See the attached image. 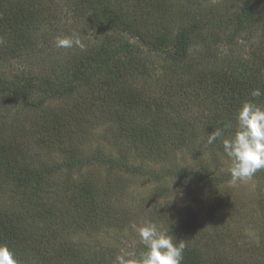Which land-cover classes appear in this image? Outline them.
I'll list each match as a JSON object with an SVG mask.
<instances>
[{"label": "rangeland", "instance_id": "rangeland-1", "mask_svg": "<svg viewBox=\"0 0 264 264\" xmlns=\"http://www.w3.org/2000/svg\"><path fill=\"white\" fill-rule=\"evenodd\" d=\"M30 1L35 6L36 18L27 42L7 43L12 32L0 33L4 40L0 44V83L3 81L16 91L0 93V132L9 135L19 132L21 127L33 131L47 117L70 109L83 100L84 94L90 99V93L105 85L101 83L108 76L95 73L90 82L78 84L70 94L47 96L51 92H44L40 80L51 82L49 90L60 84L69 85L73 61L81 54L99 51L102 57L128 45L146 64L148 73L133 67L123 81L143 96L148 93L161 98L200 71L229 72L237 67L238 74L247 58L245 36L251 39L253 47L263 45V31L247 28L244 35L237 34L238 15L246 0ZM193 27L198 28L189 34L186 61L170 60L169 54L180 53L178 37L182 30ZM64 37H78L83 47L57 46L58 38ZM125 58V52L116 57L120 61ZM245 70L250 72L246 67ZM25 89L32 92L31 102L38 107L24 104L19 91ZM203 99L204 95L198 102ZM204 101L187 109L198 120L189 129L181 149H171L161 141L169 148L166 155L143 153V148L116 122L94 119L77 129L69 150L46 147L36 161L27 165V169L48 175L43 190L47 208L51 205L68 211V202L78 198L82 184L104 186L101 197H106L105 206L95 211L92 221L88 225L81 224L79 219L66 221L67 227L62 229V236L87 255L85 259L103 251L115 256L129 251L139 254L144 249L132 224L139 226L151 221L174 236L181 221L196 217L199 231L206 230L204 235L209 241L227 235L222 238L227 244L218 248L220 252H235L241 256L237 259H243L246 252L252 253L257 256H251L252 259L258 258V264H264L258 253L264 250V170L257 171L246 182L231 183V162L223 147L219 150L206 141L204 121L212 105L209 100ZM71 156L75 162L69 165ZM107 159L126 162L139 167V171L127 170L125 164L123 170L110 167ZM192 173L214 180L200 184ZM8 200L13 207L14 199ZM24 251L19 248L14 252L19 264L30 262L33 256Z\"/></svg>", "mask_w": 264, "mask_h": 264}, {"label": "trees", "instance_id": "trees-1", "mask_svg": "<svg viewBox=\"0 0 264 264\" xmlns=\"http://www.w3.org/2000/svg\"><path fill=\"white\" fill-rule=\"evenodd\" d=\"M34 9L35 6L30 0H0V33L7 30L12 32L7 43L21 45L27 42L30 27L35 24ZM196 28L198 27L182 30L178 37L180 53L169 54L170 60L178 63L186 61L189 56V34ZM247 28L264 32V0L244 2L238 15L237 34H243ZM243 39L247 44V58L240 65L244 69L238 68L241 69L238 74L237 67L229 72L214 69L200 71L197 76H189V79L173 91H167L166 97L157 98L155 94L148 93L143 96L123 81L133 67L148 73L146 64L132 53L128 45L119 46L102 57L99 51L77 56L73 61L72 81L69 85L60 84L58 88L49 90L51 82L48 79L40 80L41 86L45 88L44 92H51L47 96L55 97L74 92L78 84L90 82L95 73L108 76L101 83L104 86L97 87L90 93L93 99L84 94L81 102L64 112L47 117L40 126L33 127V131L21 127L19 132L14 131L10 135L6 131L0 132V244H6L13 252L19 248L25 250L24 252H31L33 256H30V262L24 264H114L116 256L104 251L85 259L87 255L79 252L61 234L67 227L66 221L79 219L78 222L83 225L92 221L95 211L105 206L106 197H101L104 186L82 184L78 198L68 202V211L51 205L47 208L43 200V190L48 175L44 171L27 169V165L36 161L46 147L57 146L61 151L69 150L77 129L94 119L104 120L106 123L116 122L120 130L138 144L139 148H143V153L149 151L166 155L169 148L164 147V142L171 149H181L184 146L189 129L198 120L187 112L190 110L189 106H199V103H205L204 100H209L212 105L208 108L209 113L204 121L207 139L215 129L223 128L228 122L233 124L232 129H225L223 136L212 144L220 150L223 147L222 140L235 130L236 115L242 103L251 99L250 93L253 89L264 91V39L259 48L250 44L249 37L245 36ZM229 40L232 41L233 37ZM1 48L0 45V51ZM120 52H125L127 61L116 59ZM90 68L92 73L89 72ZM8 92L16 93L1 81L0 93ZM19 94L24 96L26 106H39L31 102L32 92L29 89L19 91ZM202 95L204 99L198 102ZM172 100L180 102L179 105ZM257 102L264 103V96L257 98ZM183 109L186 110L182 112ZM184 113L189 116H184ZM73 162L75 160L71 156L68 164L72 165ZM105 162L113 168L123 170L125 164V169L139 171V167H131L126 162L117 163L112 159ZM193 175L200 184L214 180V177ZM10 198L14 199L13 207L10 206ZM197 221L196 217L181 221L174 233L176 242H187L183 264H258L259 259H252L251 256L257 257L252 253L248 255L246 252L243 259H237L239 254L235 252H220L218 248L226 243L222 238L227 235L220 237L221 240L214 238L209 241L204 235L206 230L199 231ZM211 253H214L213 256H210ZM258 253H261L259 256L264 260V250Z\"/></svg>", "mask_w": 264, "mask_h": 264}, {"label": "clouds", "instance_id": "clouds-1", "mask_svg": "<svg viewBox=\"0 0 264 264\" xmlns=\"http://www.w3.org/2000/svg\"><path fill=\"white\" fill-rule=\"evenodd\" d=\"M3 43L0 38V44ZM74 45L83 47L78 37L57 40L59 47ZM250 96L251 99L244 101L237 112L235 130L222 140L224 153L231 162L229 171L233 184L246 182L257 171L264 170V103L257 102V98L264 96V91L253 89ZM232 128L233 124L228 122L223 128L215 129L208 135L207 144L212 145L223 136L225 129ZM131 227L144 250L139 254L129 251L117 255L114 264H183L186 241L176 242L169 230H162L151 221L146 220L139 226L132 224ZM0 264H19L15 253L6 244H0Z\"/></svg>", "mask_w": 264, "mask_h": 264}]
</instances>
